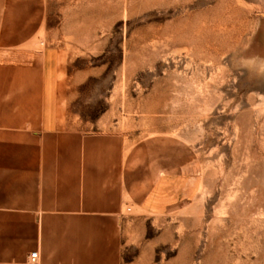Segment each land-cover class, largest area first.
I'll return each mask as SVG.
<instances>
[{
  "label": "rangeland",
  "instance_id": "rangeland-1",
  "mask_svg": "<svg viewBox=\"0 0 264 264\" xmlns=\"http://www.w3.org/2000/svg\"><path fill=\"white\" fill-rule=\"evenodd\" d=\"M45 7L33 46L58 53L76 119L198 153L188 199L130 221L121 264H264V0Z\"/></svg>",
  "mask_w": 264,
  "mask_h": 264
},
{
  "label": "crops",
  "instance_id": "crops-1",
  "mask_svg": "<svg viewBox=\"0 0 264 264\" xmlns=\"http://www.w3.org/2000/svg\"><path fill=\"white\" fill-rule=\"evenodd\" d=\"M45 9L0 0V264H121L130 221L188 199L198 153L76 119L58 53L33 46Z\"/></svg>",
  "mask_w": 264,
  "mask_h": 264
},
{
  "label": "built area",
  "instance_id": "built-area-1",
  "mask_svg": "<svg viewBox=\"0 0 264 264\" xmlns=\"http://www.w3.org/2000/svg\"><path fill=\"white\" fill-rule=\"evenodd\" d=\"M127 209H129V208H127ZM38 257H39V255H38V251L37 250L31 251L29 253V255H28V260L27 261H28L29 264H36L38 262Z\"/></svg>",
  "mask_w": 264,
  "mask_h": 264
}]
</instances>
